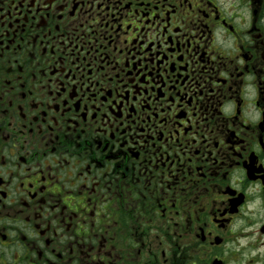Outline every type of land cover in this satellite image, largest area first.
I'll use <instances>...</instances> for the list:
<instances>
[{
	"label": "flooded vegetation",
	"instance_id": "af4514ba",
	"mask_svg": "<svg viewBox=\"0 0 264 264\" xmlns=\"http://www.w3.org/2000/svg\"><path fill=\"white\" fill-rule=\"evenodd\" d=\"M0 264H264V0H0Z\"/></svg>",
	"mask_w": 264,
	"mask_h": 264
}]
</instances>
